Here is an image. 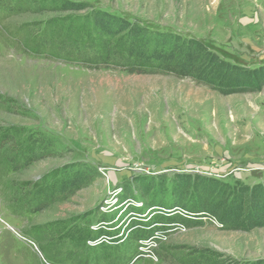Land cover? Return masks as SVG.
I'll use <instances>...</instances> for the list:
<instances>
[{"label": "rangeland", "instance_id": "rangeland-1", "mask_svg": "<svg viewBox=\"0 0 264 264\" xmlns=\"http://www.w3.org/2000/svg\"><path fill=\"white\" fill-rule=\"evenodd\" d=\"M92 11L261 75L235 93L102 65ZM260 193L264 0H0V264L264 261L263 219L240 220L258 196L264 211ZM129 221L147 233L137 245L123 241Z\"/></svg>", "mask_w": 264, "mask_h": 264}, {"label": "trees", "instance_id": "trees-1", "mask_svg": "<svg viewBox=\"0 0 264 264\" xmlns=\"http://www.w3.org/2000/svg\"><path fill=\"white\" fill-rule=\"evenodd\" d=\"M63 8L65 10L79 11L84 7L63 3ZM90 17L93 28L99 30L106 37L102 42V47L105 48L104 54L106 55L104 58L100 54L98 56L102 58V65L117 61L121 64V68L129 73L167 72L177 77L189 78L198 83L207 84L218 91L235 93L246 89L250 84L254 85L255 81L250 82L248 80L250 78H259L261 75L260 71L257 70H247L224 64L194 39L186 40L178 35L160 31L155 32L148 27H141L136 22L120 19L104 12L96 13L92 11ZM120 35L122 36L123 51H120L119 47L113 46L111 43L116 36ZM73 45V48H78L76 44ZM77 52H80V50H77ZM76 181L77 178L67 180L55 186L50 194L53 196H57L60 193L67 194L78 185ZM50 194L41 198L40 202L31 207L32 213L42 212L47 200L52 197ZM260 200L261 197L258 196V199L253 201V203L251 201L248 207L240 206L241 212L243 210L247 212L243 216L240 212L239 215L242 216L240 217L242 222H252L255 219L254 215L259 214V218L263 220L258 222L260 224L264 223V211L258 213L259 208H261ZM121 203L128 204L127 201H121ZM221 216L224 217L226 214ZM159 230L161 229L158 228ZM124 232H126L127 236L123 241L134 243L135 245L139 244L137 243L138 241L145 239L144 237L147 234L135 228L131 221L125 226ZM148 236L153 235L149 234ZM246 264H264V261Z\"/></svg>", "mask_w": 264, "mask_h": 264}, {"label": "built area", "instance_id": "built-area-1", "mask_svg": "<svg viewBox=\"0 0 264 264\" xmlns=\"http://www.w3.org/2000/svg\"><path fill=\"white\" fill-rule=\"evenodd\" d=\"M102 240H100V242H101Z\"/></svg>", "mask_w": 264, "mask_h": 264}]
</instances>
